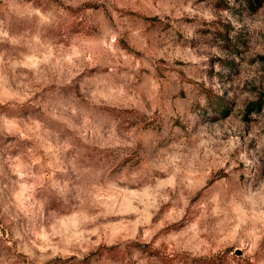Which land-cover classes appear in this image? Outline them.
<instances>
[{
  "label": "rangeland",
  "instance_id": "1",
  "mask_svg": "<svg viewBox=\"0 0 264 264\" xmlns=\"http://www.w3.org/2000/svg\"><path fill=\"white\" fill-rule=\"evenodd\" d=\"M0 264H264V0H0Z\"/></svg>",
  "mask_w": 264,
  "mask_h": 264
}]
</instances>
